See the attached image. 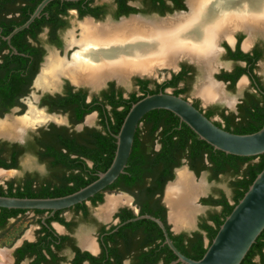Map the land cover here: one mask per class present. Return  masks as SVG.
Listing matches in <instances>:
<instances>
[{"label": "trees", "instance_id": "trees-1", "mask_svg": "<svg viewBox=\"0 0 264 264\" xmlns=\"http://www.w3.org/2000/svg\"><path fill=\"white\" fill-rule=\"evenodd\" d=\"M11 1H15L16 7L10 12L12 15L10 18L1 19L0 27L3 28L1 32L3 36H7L14 28L24 24L42 0H0V5L2 7L4 2ZM88 1L75 3L53 1L46 6L40 18L36 19L28 29L12 37L11 43L17 52L28 56H15L19 65L16 73L13 72V74H15L14 81H17L19 95L27 94L28 88L21 91L22 82L27 80L25 85H30L37 72L38 63L44 54L28 40L38 42V35L44 29H48L47 42L60 48L61 41L58 31L67 28L68 23L65 18L70 10L77 9L79 17L101 18L99 13L104 7L91 8L87 6ZM114 1L120 9L115 18L136 13H157L164 16L174 10H184L182 0H170L174 7L166 5V1L169 0H143V4L146 6L143 11L127 6L126 2L130 0ZM241 39L242 37H238V43L233 52L224 45L228 51L227 59L246 64L245 67L237 65L232 73L222 72L217 77L219 80L229 82V89L234 88L235 83L242 75H248L253 81L260 82L259 77L253 72L256 69V63L264 58V46L260 48L256 45L251 53H243L239 48ZM29 61L34 64L33 70L26 68V63ZM26 72H28L27 75H25ZM184 75L185 71H181L177 75H173L170 80L155 84V88L152 90L149 89V85L152 83L150 80L135 78L134 83L142 94L132 93L127 99H124L122 91L119 90L118 93H113L108 97L109 110L100 105L85 104L80 92L73 94L68 91L66 97L57 98L59 110L66 112L70 109L77 115L76 119L72 121L73 125L81 123L85 115L96 111L99 113L101 129L84 128L80 132H75L66 127L51 126L49 131L41 130L36 142L29 145L28 149L32 150L41 162H46L49 165L50 178L38 179L40 183L36 187H33L32 179H27L24 184L16 188L13 186L14 182L11 181L7 189L0 186V196L54 198L71 194L87 186L96 179V174L106 171L110 166L116 149L113 135L118 133L130 106L144 96L164 92L166 88H173L172 94L179 96L183 90L177 89V86ZM258 84L259 89L255 93L245 94L237 106L236 115L220 113L223 124L217 122L215 124L234 134H251L260 130L264 126V87L263 84ZM193 106L197 108L196 105ZM51 111L54 109L51 108ZM204 115L208 119L213 116L209 111ZM140 124H144L145 136H141V130L137 128L124 174L120 175L104 191L120 190L134 195L135 204L139 210L138 215H150L160 219L177 250L187 258L199 260L207 249L204 240L207 239L208 244H211L220 225L264 168V154L243 158L216 151L205 142L200 141L185 124L180 123L177 117L165 110H154L147 113ZM156 143L160 145L157 151L153 149ZM5 148L6 146H1L0 154ZM10 151L14 162L7 164L0 160V167L8 169L17 166L18 153L11 148ZM184 160L196 176L207 172L210 180H217L220 174L229 175L233 179L229 182V187L232 190V204L220 190L217 191L216 198L211 195L201 199L203 205L211 208L219 207V211H209L207 217H201L197 231L191 234L185 232L173 234L167 224V210L161 200L166 183L174 179V169L181 167ZM88 162L91 163V166L88 165ZM91 201L94 204L101 203L102 195L96 194L91 198ZM75 207L85 211L83 204ZM0 210L8 213L23 212ZM36 212L43 213V211ZM120 216L121 223L136 217L128 209L121 210ZM58 220L64 223L62 219L58 218ZM1 223L4 224L3 221ZM112 237H118V240H112V246L107 245L108 256L113 257V261L102 262L87 256L94 264H121L125 259H130V264H170L176 259L168 247L163 245L164 238L161 230L149 220H139L121 226L117 232L113 233ZM256 257L260 258V264H264V230L251 246L241 264H255Z\"/></svg>", "mask_w": 264, "mask_h": 264}, {"label": "flooded vegetation", "instance_id": "flooded-vegetation-1", "mask_svg": "<svg viewBox=\"0 0 264 264\" xmlns=\"http://www.w3.org/2000/svg\"><path fill=\"white\" fill-rule=\"evenodd\" d=\"M134 1L135 0L127 1L126 2L127 6L133 7L137 10H140V11H143L146 9V6L143 4V0H139L140 7L134 6L132 4ZM211 1L212 0H210V2ZM14 2L15 1L4 2L2 7L0 5V22H1L2 18L7 19V18H10L12 16L10 12L13 11L16 7V3H14ZM181 2L183 4L184 10H185L186 7H185L184 0H182ZM186 3H187V6L189 8V12L187 14H185L184 17L186 18V24H190V22H192V16L191 15L193 14L192 12L196 7L197 0H193V2H191L190 5L188 4L187 0H186ZM166 5L168 7H174L173 2L170 0L166 1ZM87 6H89L91 8L104 7L102 9V12L99 13V16H101V18L95 19L93 17L95 20L103 21L107 17H110L113 20H117L119 17H121V16H119L118 18H115V16L117 15V13L119 12L120 9L114 0H111V4H105V3L101 4V3H98L97 0H89ZM82 8H85V7H82ZM71 11H76V14H77L76 17L79 20H82L83 17H79L77 9L70 10L68 12V15ZM174 11H180V10H174ZM139 14L148 15V14H143V13H139ZM151 14H157V13H150L149 15H151ZM67 17L65 18L66 20H67ZM84 17H86V16H84ZM89 17H91V16H89ZM77 23H79V22H76V25H77ZM2 31H3V28L0 27V121L5 120V119H8V121H11V120H15V119L24 117L27 114V111L29 109V103H31L38 110H42V108L45 109L46 115L49 114L48 116H53L56 118V120L50 119L41 125L24 127L23 128L24 131L28 128H36V127L37 128L34 130V132H30L28 134V136L26 137V139L23 143L10 142L7 140H0V148H1V146H6L4 151H2V153L0 154V160H3L7 164H9V163L11 164L14 162V160L11 157L10 148H11V150L14 149L15 152L18 153L17 164H16L17 166L16 167H12V168H8V169L0 167V172L6 173V174L8 173V176L3 177V178H7L12 173L18 172L20 169L24 168L23 166L20 165V159H21V157H23L26 154H30V155L34 156L38 160V162L41 164V166L43 167L45 174H46V175L41 177V176H39L38 172L24 171L22 173V176H20L19 178H13V179H9V180H5V179L2 180L3 178H0V186L3 189H7L8 184L11 181H13L14 182L13 186H14V188H16V187H19L20 185L24 184V182L27 179L28 180L32 179L33 180L32 181L33 187L34 186L36 187L38 185V183H40L39 182L40 179L43 180L46 178H50L49 165L46 162H41L39 160V158L37 157V155L32 150L28 149L29 145H31V144L33 145L36 142V139L40 136L41 130L49 131L51 129V126H55V127H66L70 131L80 132V131H76V129H75L76 125L83 123L85 117L92 114V113H95L96 116H94V117L92 116L90 123H88V122L87 123L91 124L95 118L96 124H94L93 126H85L84 128L101 129V126L99 125V121H100L99 113L96 111H93V112L85 115L83 117V120L81 123H77V124L73 125L72 121H74L76 119L77 115L74 114L73 111L71 112L70 109H68V111H66V112L59 110L58 106H57L59 104V103H57L58 102L57 98L66 97L68 91L70 93H73V94L80 92V94L83 95V101L85 104H87V105H91V104L92 105H94V104L100 105V106H103L104 108H106V110H109V106H107V99H108V97H110L111 94L116 93V92L118 93V91L121 90L123 98L127 99L129 97V95L132 93H135L136 95H141L142 93H140L139 87L137 85H135V91L134 92H128L125 95L123 88L121 86L117 85L115 81H108L105 84V86L98 89L97 91L95 90L94 87L90 86L87 83L75 84V85H81L80 87L77 88V87L72 85L73 82L69 78L64 77V76H60L58 78V82L56 84V86L59 84V79L61 78L62 79V85H61V91L60 92L50 93V92L55 90L56 86L54 88L50 87L49 89L37 88L35 86V83L33 84V81H34L36 75L38 73L40 74L41 69L43 68V66H45L44 64H45L48 56L50 55V53L56 52V51H51V52H49V54L47 56H45V54L47 53V49H46V46L41 42V35L43 33L46 34L45 43L47 45H49V47L56 48L57 50H59L60 53L59 52H56V53L58 54L59 58H62V59L65 58L64 59L65 62H68L71 59V52H74L77 49V46L76 47L74 46L71 49H67V50L65 47V51H64L65 54H63V51L60 50L62 48V40H61L60 35H59L63 30L58 31V37L61 41V47L58 48V47L51 45L47 42L48 29H44L43 32L38 35V40H39L38 42L35 43L31 40H28L29 42L32 43V45H34L35 47H38L41 51H43L44 54L41 57V61L38 63L37 72H36L35 76L33 77L30 85L29 86L25 85L27 80L22 82L23 85L21 87V91L26 90L28 88L27 94L26 95H19L18 89H17V84H16L17 81H14L15 74H13V72L16 73V69L19 65L18 60L15 57L17 55L11 49V47L14 48L13 44L11 43V40H10V44H8L7 41H5L3 39L6 36L2 35V33H1ZM75 32H78V34L75 33L76 38H78L79 37V30L76 28ZM244 32L248 35V33L245 30H244ZM238 37H242V34H237V35L235 34V44L233 47H231V45L226 40H224V42L220 43V46L224 50L223 53H221V55L223 56L225 61H228L232 64V67H231V69H227V70L223 69V70L219 71L216 75H214L217 80H219L217 77L222 72L232 73L234 71L235 66H237V65L240 67L246 66L245 62H237L236 63V62H233L232 60L227 59L228 51H227L226 47H228V49L231 52L235 51L236 45L238 43ZM224 39H227L229 42H231V40H232V38L228 39L225 37H224ZM65 41H66V38H65ZM242 41H243V37L239 43V48L243 53H251L256 45H258L260 48H263V45L261 43H255L251 46L250 49H248L247 52H244L242 50V45L244 47V43ZM224 45H226V47ZM248 46H250V44ZM244 48H246V47H244ZM66 53H68V58H66V56H65ZM19 56H21V55H19ZM22 57H28V56L24 55ZM218 57L219 56H218V46H217V58H216V60L218 59ZM31 60H32V58H31ZM257 63H256V66H257ZM26 66H27L26 68L29 70L34 69V64L31 61L27 62ZM173 66H174V64L172 66H166V67L162 66V67H156L154 69L152 75H154L155 70L157 68H159V69L163 68V70L169 71L167 78H165L162 82H158L155 80L152 81L150 79H144V78H143V80H150L152 82L149 85V89L152 90L155 88V86H154L155 84H161L165 81H168L172 78L173 75H177L181 71H185V75L183 76L182 80L178 83V86H177V89L183 90V92L181 94H179V97L191 102L193 105H196L197 109H199V111H201L203 114L208 112V111L212 112L213 116L210 120L213 121L214 123L217 122V123L223 124V121L220 117V113H224L225 115L233 113L236 115L237 114V106L241 102V100L244 98L245 94L246 93H255L259 89L258 83L263 84L262 81L260 80V78H259L260 82H257V81H253L252 78L249 77L248 75H242V76L247 77L246 81L249 82L250 89L246 90L243 93L242 97H240L239 102L236 104V112L231 111L226 105L223 106V105L211 103V102H210L211 103L210 105H208V103H206L208 105L207 107H202L198 100H195L193 98L191 99L190 95H189V91H190V88L192 85V81L194 80V76L196 74L197 68L195 66H193L192 64H189L186 61L180 62L179 63V70L176 73H174L171 69H168V68H172ZM219 66H220V63H218V60H217L215 69ZM253 73H254V75H256L258 77L255 70ZM27 74H28V72H26L25 75H27ZM220 81H222V80H220ZM237 82L235 83L234 88L237 87ZM225 83H227L226 89L228 91L234 90V88L229 89V82H225ZM34 87L37 90H43L44 91L42 94H40L38 91L37 92L35 91V93L39 94L38 95L39 100L37 103H36V96L34 94H31L32 97L30 96V92L35 90ZM263 87H264V84H263ZM167 90L171 91L170 94H172L174 92L173 88H166L164 90V92H167ZM198 94H200V93L198 92ZM224 96H225V94H224ZM225 98L230 102V99H228L226 96H225ZM223 101H225V100H223ZM17 108L20 110L16 113H12V110L17 109ZM51 108H53L54 111H51ZM70 108H72V107H70ZM74 109H76V108H74ZM18 115H20V117L13 118L14 116H18ZM138 128H140V130H141L140 135L145 136L146 132H144V130H145L144 124H140L138 126ZM23 130L20 134L18 132L14 131L13 135H15V136H12V137H6L3 135L2 136L0 135V137L11 138V139L19 138L23 134V132H24ZM17 133H18V135H16ZM159 148H160V145L157 143L153 146V149L155 151H157ZM31 149H32V147H31ZM184 162L187 165L186 160H184ZM88 165L91 166V163L88 162ZM202 173H207V172H202ZM207 175L209 176L208 173H207ZM221 177L227 178L228 182L233 180L229 175H224V174L218 175L217 180H219ZM104 190L99 192L102 195V202L101 203L94 204L91 201V198L88 201L82 203L84 208H85V211H83L82 209H76V207H75L76 205L69 208V209L56 211L53 215H51L50 211H43V213H37L36 212V211H41V210H20L23 212H18V213L1 212V210H0V240L8 236V233L13 228L14 223L20 222L21 220L29 221L30 222L29 225L34 226V228H32L27 233H25V229H26L25 227L22 228L21 230H19V232L16 233L11 238V240L9 241V243H10L9 248H4L3 246H0V252H6L8 254V250H12L11 251L12 264H94V262L91 259H89L87 256H90L93 259H96L97 261L100 260L102 262H104L105 260L113 261V257L108 256L109 251H108L107 245L112 246V240H118V237H112V235H113V233L118 231L119 228L116 231H114V230L117 228V226L119 224H121V222H120L121 221V216H120L121 210H123V209L131 210L134 215L138 214L139 210L135 204V196L132 195L131 193H128L125 191H120V190H106V191H104ZM107 193L108 194H110V193L118 194V195H113V196H119V195L126 196L127 195L126 197L129 199V203L117 206L116 208H114L110 212V214L108 215L107 218H104V217L99 216V214H98L99 208L97 209V207L100 205H103L106 202L105 196ZM215 193L216 194L213 196L214 198L217 197V191ZM3 197H6V196H3ZM16 198H19V197H16ZM54 198H56V197H54ZM231 198H232V190H231V197L230 198L227 197V200L232 204ZM78 205H80V204H78ZM208 208H210L212 210L219 211V207H216V208L215 207L214 208L208 207ZM0 209H4V208H0ZM91 209L94 210L93 214H91V212H90ZM5 210H9V209H5ZM10 210H14V209H10ZM66 212H69L71 214L70 220H68L64 217V214ZM205 217H207V215ZM58 218L62 219L64 223H61L58 220ZM2 221L4 222L3 225L1 223ZM198 222H199V220H198ZM80 224H85V225L88 224V225L94 226L93 234L92 233L89 234V233H85V232H80L79 234H76L75 229ZM24 233H25V235H24ZM85 240H88L89 244H87V245L84 244L83 242H86ZM126 262H127V264H130V259L123 260L121 264H125ZM254 262H255V264H260V258L256 257L254 259Z\"/></svg>", "mask_w": 264, "mask_h": 264}, {"label": "bare ground", "instance_id": "bare-ground-1", "mask_svg": "<svg viewBox=\"0 0 264 264\" xmlns=\"http://www.w3.org/2000/svg\"><path fill=\"white\" fill-rule=\"evenodd\" d=\"M187 2L190 5L193 0ZM192 13L190 24H186L184 16L160 23L127 20L117 25L94 24L84 19L77 24L78 38L76 29L66 35V50L74 46L78 50L71 54L68 62L59 58L56 52L50 53L35 86L54 88L58 78L64 76L74 84L87 83L96 88L113 77L124 82L132 74L151 75L156 67L172 66L177 59L187 57L203 72L197 86L203 99L220 98L219 86L210 79L212 71L218 68L215 69L219 61V57L216 60L217 43L224 37L230 39L237 29L248 33L244 47H248L258 32L264 34V0H197ZM50 119L56 120L29 103L24 117L0 121V135L12 137L14 131L20 134L24 127L41 125ZM6 176L8 173L0 172V178ZM176 177L175 183L167 186L164 199L169 209V222L175 229H181L192 225L198 211L195 201L205 188L201 183L197 184L185 168L179 170ZM128 203L126 196H109L98 214L107 218L114 208ZM85 241L84 244H89L88 240ZM8 255L0 252V264H10Z\"/></svg>", "mask_w": 264, "mask_h": 264}, {"label": "water", "instance_id": "water-1", "mask_svg": "<svg viewBox=\"0 0 264 264\" xmlns=\"http://www.w3.org/2000/svg\"><path fill=\"white\" fill-rule=\"evenodd\" d=\"M53 1L75 3L86 0H42L35 8L33 13L29 16L28 20L21 26L14 28L3 39L7 41L8 44H10V40L12 39V37L18 34L19 32L28 29L29 26L36 19L40 18L41 13L46 8V6ZM184 3L186 7L185 10L174 11L172 13H167L164 16H160L157 14H151L150 16H145L136 13V14H130L128 16H121L117 20H113L110 17H107L105 20L101 21V20H95L93 17H89V16L83 17L82 20L89 19L94 24L107 23L109 25H117L121 21H127V20H136L139 21V23L140 22L160 23L167 20H174L176 17L184 16L185 14H187L189 12V8L187 6L186 0H184ZM71 12L72 14L74 13L77 16L76 11H71ZM237 32L244 33L246 35V38H248V35L244 32V30L237 29L231 35L232 38L231 42H229L227 39L224 38L220 39L218 41V48L220 55L224 51L223 48L220 46L221 41L226 40L231 45V47H233L235 44V34ZM255 36H261L264 38V34L261 32H258ZM254 37L251 38L250 46L244 48L242 45V50L244 52H247L248 49L251 48V46L253 45L252 39ZM11 49L16 55L24 56L23 54L18 53L14 48L11 47ZM51 51H56L60 53V51L57 50L56 48H54ZM64 51L65 50H63V54ZM66 58H68V53H66ZM182 61H186L189 64H192L197 68L200 75L201 76L203 75V72L199 67V65L187 57H181L177 59L174 62V67L168 69H171L174 73H176L179 70V63ZM220 66L210 74V79L214 84H216L222 89L223 93H225L224 91L227 86V83L217 80L214 76L219 72ZM38 74L36 75L33 84L35 83ZM132 75H136L137 78L139 79H143V78L149 79L148 78L149 75L147 74H143V75L132 74ZM132 75H130L128 79L124 82L118 81L117 79L114 78H109L105 80L104 83H102L99 87L95 88V90L97 91L98 89L105 86V84L108 81H115L116 84L119 86H127L130 83V79ZM154 75H150V76H154ZM246 79H247L246 76H242L238 80L237 89L242 88L240 83L243 80L246 81ZM61 85H62V79L60 78L59 84L56 86L55 90L50 93L60 92ZM72 85L77 88L81 86V85H75L73 83ZM34 89L36 92L38 91L40 94L44 92L43 90H37L35 87ZM33 94L36 96V103H37L39 100V96L36 95V93ZM210 102L223 103L231 111L236 112V104L239 102V100L232 98L230 99V102L223 100H213L204 103H210ZM19 110L20 109L18 108L13 109L12 113H16ZM42 110L45 112V109L42 108ZM154 110H165L172 113L175 117L179 119V122L185 124L197 136V138L200 141L205 142L216 151H220L226 155H232L243 158L257 157L264 154V126L257 132L251 134L230 133L228 131H225L221 127H218L213 121L208 119L201 111H199V109L193 106L191 102L179 96H175L167 92L148 94L130 106L129 111L126 114L118 133L116 135H113V138L115 139L116 142V149L113 160L106 171L96 174V179L93 182L71 194L56 198H16V197L0 196V208L9 209V210L14 209V210L50 211L51 215H53L56 211L69 209L75 205L82 204L88 201L90 198L94 197L96 194H98L99 192L103 191L104 189L112 185L120 175L124 174V170L127 166L128 158L131 154L134 135L140 124V121L147 113ZM90 115H93V117L96 116L95 113H92ZM88 116H86L85 119ZM16 117H20V115L14 116L13 118ZM87 125L90 124H88L85 120L83 121V123L76 125L75 129L76 131H81ZM36 128L26 129L19 138L10 139L5 137H0V140L23 143L26 137L28 136V134L30 132H34ZM184 164L185 162L183 161V165ZM180 168L181 167L176 168L174 170V179L166 183L161 201L167 210L166 212L167 224L169 226H172L170 227V231L173 234H179L182 233V230H184L185 233L191 234L198 230V222H196V217L194 216L193 223L190 227L175 229L173 225L169 222V209L164 199L167 186L176 179L177 172ZM184 168L189 173L192 174L195 180L198 181V176H196L194 172H192L186 164ZM201 180H203L205 183L204 179ZM204 194L205 191L202 195L198 196L195 201L198 210L199 209L203 210L204 207L208 208L207 206L201 203V197ZM106 198L107 196H105V201ZM139 220H149L154 224H156L157 227L161 230L164 238L163 245L167 246L168 249L172 252V254L176 257V259L172 261L170 264H241L246 254L250 250L251 246L255 243L258 236L264 230V168L255 177L253 182L248 187L247 191L244 193L243 197L238 201V203L234 206L230 214L225 218L223 223L220 225L211 244L210 245L208 244L207 239L204 240L205 247L207 249L204 255L202 256V258L199 260H193L181 254L174 246L171 239L169 238L168 232L163 222L156 217L150 215L136 214V217L126 220L125 222L119 224L114 231H116L121 226ZM11 251L12 250H8V254L11 261L10 264H12Z\"/></svg>", "mask_w": 264, "mask_h": 264}, {"label": "rangeland", "instance_id": "rangeland-1", "mask_svg": "<svg viewBox=\"0 0 264 264\" xmlns=\"http://www.w3.org/2000/svg\"><path fill=\"white\" fill-rule=\"evenodd\" d=\"M98 3H101V4H111V0H97ZM134 6H137V7H140V3H139V0H135L133 3H132ZM145 16H150L149 14L148 15H145ZM78 18L76 17V15L72 12L69 13L68 17H67V23H68V26L65 30H63L59 35H60V38L62 40V48L60 49L61 51L65 50V45H66V41H65V38H66V35L69 31L71 30H74L77 28V25H76V22H80V21H83V20H77ZM78 24V23H77ZM76 34H78V32H75ZM80 33V32H79ZM237 34H242V37H243V43L244 41L247 39L246 38V35L242 32H237ZM45 36L46 34L43 33L41 35V42L46 46V49H47V53L45 54V56L48 55V52L53 50L54 48H51L49 47V45H47L45 43ZM221 42H224V40H222ZM252 43L255 44V43H261L263 46H264V38L261 37V36H255L253 39H252ZM78 50V48L76 49ZM75 50V51H76ZM74 51V52H75ZM73 52H71L72 54ZM182 62H185V61H182ZM220 63V69L219 71L221 70H227V69H231L232 67V64L228 61H225V59L223 58L222 55L219 54V61ZM168 70H163V68L159 69L157 68L155 70V75L154 76H148V78L152 81H158V82H162L165 78H167V75H168ZM255 72L256 74L258 75V77L260 78V80L262 81V83L264 84V58L262 60H260L258 63H257V66H256V69H255ZM152 75V74H151ZM137 78L136 75H132L131 76V79H130V83L127 85V86H121L125 92V95L128 93V92H134L135 91V84H134V79ZM128 79V78H127ZM200 80H201V75L199 73V71L197 70L196 71V74L194 76V80L192 81V85H191V88H190V91H189V95H190V98L192 99H195V100H198L201 104L202 107H207L208 105H210L211 103H216V104H220V105H223V103H218V102H211V103H208V105L204 102H209V101H213V100H217V99H220V100H225L223 99V97L225 98V96L228 98V99H232V98H235L237 100L240 99V97H242L243 93L246 91V90H249L250 89V85H249V82L246 81L244 83H240V85L243 84L242 88L241 89H237V87L234 88V90L232 91H228L226 88H225V93H223L222 89L219 87V89L221 90L220 92V98H215V99H209L208 101L206 100H203V97L202 95H200V91L198 90V85L200 84ZM198 90V91H197ZM168 93H170L171 91L170 90H167ZM198 92L200 94H198ZM35 93V90L31 91L30 92V96L31 94ZM37 95H39L38 93H36ZM225 94V96H224ZM222 96V97H221ZM29 97V96H28ZM227 101V100H225ZM93 115H90L88 116L85 120L86 122H88V119L91 118ZM84 120V121H85ZM58 124V123H57ZM94 124H96V119L94 118L93 122L90 124V125H87V126H93ZM20 165L23 166L24 168L23 169H20L18 172H14L12 173L9 177L7 178H3L2 180H9V179H13V178H19L20 176H22V173L24 171H35V172H38L39 173V176H44L46 175L45 174V171L43 169V167L41 166V164L38 162V160L30 155V154H26L24 155L23 157H21L20 159ZM185 167V164L181 166V168L179 170H182L184 169ZM178 170V171H179ZM177 178V177H176ZM201 179H204L205 180V183L203 180ZM176 179L173 181V183H175ZM171 183V184H173ZM197 184L201 183L203 185V187L205 188V194L201 197L202 198H206L210 195H215L216 191L220 190L222 191L228 198L231 197V189L229 187V182L227 180V178H224V177H221L219 180H210L209 179V176L207 175V173H202L198 176V181H196ZM113 196V195H118L116 193H110V194H106L107 197L109 196ZM104 205V204H103ZM102 205L98 206L97 209L101 207ZM196 206V205H195ZM197 207V206H196ZM96 209V210H97ZM198 209V208H197ZM93 209H91V214H93ZM209 211H213L212 209L210 208H203L202 209H199L196 213H195V217H196V222H198V220L201 218V217H205L207 215V213ZM30 216V215H29ZM64 217L68 220L71 219V214L69 212L65 213L64 214ZM29 221H26V220H21L20 222H17V223H14L13 224V228L11 229V231L8 233V236L1 239L0 240V246H3L4 248H9V241L11 240V238L19 232V230H21L22 228H26L25 229V233H27L28 231H30L32 228H34V226H30L29 225ZM172 227V226H170ZM80 232H85V233H89V234H93L94 232V226L92 225H85V224H80L76 229H75V233L76 234H79ZM182 232H184V230H182ZM24 233V235H25ZM127 264V262L125 263Z\"/></svg>", "mask_w": 264, "mask_h": 264}]
</instances>
